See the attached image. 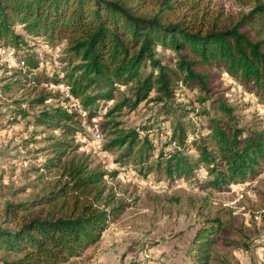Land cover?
Returning a JSON list of instances; mask_svg holds the SVG:
<instances>
[{
    "label": "trees",
    "instance_id": "1",
    "mask_svg": "<svg viewBox=\"0 0 264 264\" xmlns=\"http://www.w3.org/2000/svg\"><path fill=\"white\" fill-rule=\"evenodd\" d=\"M243 5L246 10L228 14L223 6L204 0H0V42L27 46L24 35L15 31L16 24L49 45L65 41L60 57L67 66L63 77L43 79L63 83L70 97L94 112L123 87L127 91L107 115L150 102L160 105L156 120L163 122L173 113L178 83L198 89L196 103L185 105L209 101L215 111L208 117L209 134L191 142L197 152L194 158L179 150L194 128L176 119L165 141L174 150L166 154L164 169L168 176H186L203 165L213 176L209 184L219 187L244 179L264 164V130L239 127L222 96L212 98L225 72L264 104V0H247ZM34 55L25 54L26 67H38ZM33 78L39 83L37 75ZM45 96L39 94L31 103L43 104ZM205 114L209 116L205 109L188 107L182 118ZM18 115L30 114L19 109ZM33 116L37 124L70 118L61 107L41 109ZM151 128L148 123L114 131L106 148L124 147L122 156L129 158L135 147V161L146 163L153 150L147 135ZM60 168L59 178L41 196L4 204L0 264H66L96 244L121 213L122 206L101 203L103 172L88 171L73 159L63 161ZM213 232L209 224L196 231L195 248L190 250L195 264L207 261Z\"/></svg>",
    "mask_w": 264,
    "mask_h": 264
},
{
    "label": "rangeland",
    "instance_id": "2",
    "mask_svg": "<svg viewBox=\"0 0 264 264\" xmlns=\"http://www.w3.org/2000/svg\"><path fill=\"white\" fill-rule=\"evenodd\" d=\"M204 1L210 6H223L228 14L247 9L243 5L247 0ZM14 29L24 35L27 46L0 42V86H9L0 87V212L8 201H30L41 196L59 178L61 163L73 159L88 171L104 173L101 203L108 201L109 207L122 209L96 244L66 264H195L190 253L195 248L192 240L205 224L213 226V241L208 246L207 261L199 260V264H264V164L244 179L219 187L209 184L213 176L203 165L192 175L168 176L165 172L166 154L174 150L165 141L176 119L194 128H188L192 133L179 148L194 158L197 152L191 142L209 134L208 117L215 114L209 101L205 105H185L196 103L198 89L178 83L173 113L163 122L156 120L160 119L156 118L160 105L150 102L107 115L121 93L127 91L123 87L121 92L115 91L113 100L100 102L94 112V108L85 109L70 97L63 83L43 79L63 77L67 66L60 57L65 41L49 45L42 37L28 36L18 24ZM26 53L35 54L37 68L26 67ZM220 82L219 92L212 98L222 96L232 107L239 127L264 130L261 100L225 72ZM39 94L46 95L44 103H31ZM51 107L65 109L70 118L37 124L33 115ZM188 107L205 109L209 116L182 118ZM19 109L30 115L21 118ZM148 123L152 125L147 135L153 150L146 163L135 161V147L129 158L122 156L124 147L106 148L114 131ZM149 165L152 168L148 169Z\"/></svg>",
    "mask_w": 264,
    "mask_h": 264
}]
</instances>
